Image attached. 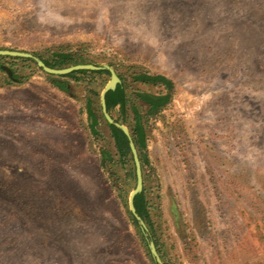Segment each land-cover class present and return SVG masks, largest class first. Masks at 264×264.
I'll list each match as a JSON object with an SVG mask.
<instances>
[{
    "label": "rangeland",
    "instance_id": "obj_1",
    "mask_svg": "<svg viewBox=\"0 0 264 264\" xmlns=\"http://www.w3.org/2000/svg\"><path fill=\"white\" fill-rule=\"evenodd\" d=\"M0 50L80 51L117 72L114 119L131 132L135 107L147 132L164 264H264V0H0ZM5 64L27 79L0 73V264H152L130 215L134 158L103 112L111 74L65 93L34 60ZM142 74L174 84L158 113L138 93L166 91Z\"/></svg>",
    "mask_w": 264,
    "mask_h": 264
},
{
    "label": "trees",
    "instance_id": "obj_2",
    "mask_svg": "<svg viewBox=\"0 0 264 264\" xmlns=\"http://www.w3.org/2000/svg\"><path fill=\"white\" fill-rule=\"evenodd\" d=\"M15 61V60H22L25 63H31L30 59H22V58H10V57H0V73H6L5 70L3 69V66L6 65V61ZM44 63L54 69H65L69 68L72 66L76 65H85V64H93L92 61L88 59L87 56H85L82 52L76 51H61V52H56L53 53V55L48 58L44 59L42 58ZM13 70V68H11ZM34 69V68H32ZM35 69H38L37 65ZM14 71V70H13ZM110 75V72L107 70L103 71H79L72 73L67 76H62V77H56V76H51V82L54 87L59 89L62 92L65 93H70V82L67 79H76L78 75H89V76H98V75ZM24 77V76H23ZM27 77H25L26 81ZM22 80L20 76L14 75V78H8L6 79V86L7 85H12L15 83L18 84H23L25 82ZM134 81L137 83H142L144 85H152L156 87H163L166 92H162L157 96H153L150 94L146 93H138V96L145 101L146 103L149 104L150 106V113H158L162 111L170 102H171V91L174 87V84L172 80L168 79L167 77L163 75H148V74H142V75H137L134 77ZM106 101H107V108L109 114L114 117V112L119 111L121 113L122 118H124L127 105H128V96L126 93L125 88L122 85H119L116 91H111L107 94L106 96ZM133 112L135 114V126L133 129H131V134L133 141L137 147V150L139 152L140 160L143 164V170H144V164L147 162V155H146V150H147V132L146 128L144 126L143 122V117L139 113L138 109L133 107ZM88 113L92 119V122L90 124V127L93 131V133H96V127L99 125L98 118L95 116L94 111L92 109V105H89L88 107ZM117 122H120V119H116ZM123 123V121H121ZM110 131L112 138L115 141L116 144V149L118 151L119 156L121 159H126L129 158L133 162V154L130 148V141L127 138V136L124 134V132L117 127L110 125L107 123ZM131 186L132 189L136 187V173H135V167H133V172H132V182L129 185ZM135 206L137 209L138 214L141 216V218L146 222L148 225L152 235L150 238H146L145 235L140 230V227L138 225L137 220L135 217L130 213L131 219L133 221L134 226L138 230L141 239L146 247H148L149 239L154 240V231H153V222H152V217H151V212L149 208V203L146 198L145 191H143L142 194L138 195L135 198ZM150 235V234H149ZM156 246L158 248L159 244L156 242ZM158 252L161 254L160 249L158 248ZM148 255L150 258V261L152 264H157L156 261L152 258L149 249H148ZM163 258V257H162Z\"/></svg>",
    "mask_w": 264,
    "mask_h": 264
},
{
    "label": "water",
    "instance_id": "obj_3",
    "mask_svg": "<svg viewBox=\"0 0 264 264\" xmlns=\"http://www.w3.org/2000/svg\"><path fill=\"white\" fill-rule=\"evenodd\" d=\"M0 57L22 58V59L34 60L37 63L38 67L40 69H42L46 74L51 75V76H56V77L67 76V75H70L72 73L79 72V71L97 72V71L107 70L110 72L111 80L108 83V85L106 86V88L102 94L103 112H104V116H105L107 122L110 125H113V126L117 127L118 129L122 130L130 141V148H131V151L133 154V158H134V162H135V166H136V176H137L136 188L131 193V196H130V201H129L130 210H131L132 215L135 217L138 224L140 225L141 230L144 233L145 237L147 239L150 238L149 229H148L145 221L138 214L136 206H135V198L138 195L142 194L144 191V173H143V166H142V162L140 160L139 152H138L137 147L133 141L130 130L126 126L118 123L109 114L108 108H107V101H106L107 94L111 91H116L118 86L121 84V79L118 76L117 72L111 66H107V65L102 66V67L96 66V65H76V66H72V67L65 68V69H54V68L47 66L44 63V61L35 57L33 54L24 53V52H17V51H10V50H0ZM3 69L8 73V75L11 78H14V73L10 68L4 66ZM149 249H150L151 255H152L153 259L156 261V263L157 264H164L160 254L158 252V249H157L155 242L151 239H149Z\"/></svg>",
    "mask_w": 264,
    "mask_h": 264
}]
</instances>
